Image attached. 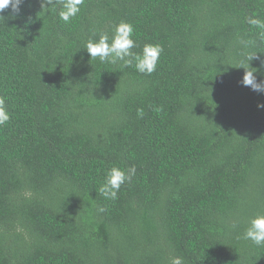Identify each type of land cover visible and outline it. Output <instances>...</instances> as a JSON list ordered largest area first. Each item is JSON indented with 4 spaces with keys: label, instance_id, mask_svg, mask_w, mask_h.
<instances>
[{
    "label": "trees",
    "instance_id": "obj_1",
    "mask_svg": "<svg viewBox=\"0 0 264 264\" xmlns=\"http://www.w3.org/2000/svg\"><path fill=\"white\" fill-rule=\"evenodd\" d=\"M26 0L0 23V264H264L238 239L264 213V0ZM30 24H25L28 17ZM133 25L155 72L91 59L88 38ZM135 166L116 200L106 172ZM104 208V212H99Z\"/></svg>",
    "mask_w": 264,
    "mask_h": 264
},
{
    "label": "clouds",
    "instance_id": "obj_2",
    "mask_svg": "<svg viewBox=\"0 0 264 264\" xmlns=\"http://www.w3.org/2000/svg\"><path fill=\"white\" fill-rule=\"evenodd\" d=\"M26 0H0V23L5 25V16L2 14L5 10H10L8 19H16L21 16L22 6ZM41 10L59 8L58 16L65 24L69 23L72 18L76 17L81 11V5L85 0H39ZM32 18L29 16L25 24H30ZM246 23L258 30H264V19L258 18L255 14L246 18ZM133 25L124 21L117 24L111 36L108 33H100L98 38H88L85 41L84 49L91 59H99L100 62L116 63L123 62L125 67L134 66L136 71L141 74L151 75L156 71L159 58L163 53V47L160 44H145L142 52H134L137 47L133 39ZM260 36L264 38V31ZM257 54V53H256ZM256 54H249L245 57L248 61L247 66L243 63L238 68H243L244 75L240 84L249 87L252 91L264 94V79L258 81L255 73L257 69L250 66V61ZM264 64V61H262ZM258 108L264 109V104H258ZM11 116L9 114L6 100L0 96V127L6 126ZM136 174L135 166H129L122 170L118 167H112L106 172L105 181L99 188L100 194L107 200H116L121 186L131 182ZM99 212H104L100 208ZM251 241L257 247H264V213L257 214L250 218L242 235L237 237ZM171 264H183L182 257H173Z\"/></svg>",
    "mask_w": 264,
    "mask_h": 264
}]
</instances>
